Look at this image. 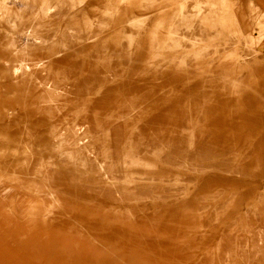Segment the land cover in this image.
<instances>
[{
	"label": "rangeland",
	"instance_id": "1",
	"mask_svg": "<svg viewBox=\"0 0 264 264\" xmlns=\"http://www.w3.org/2000/svg\"><path fill=\"white\" fill-rule=\"evenodd\" d=\"M45 1L14 23L0 10V264H264L262 251L218 256L231 235L242 242L262 227L250 215L264 188V0H59L69 34L53 33L58 20L22 35ZM212 18L239 25L240 38L230 47L215 38L197 54L191 43L207 38ZM245 35L261 40V52ZM24 51L52 72L82 67L60 82L65 110L54 121L97 130L99 157L87 169L55 159L57 202L40 175L10 173L32 155L37 164L48 158L51 143L52 122L35 104L47 81L35 84L20 67ZM101 64L110 74L94 77ZM28 135L31 152L18 141ZM131 152L142 161L124 166ZM111 182L124 188L118 196Z\"/></svg>",
	"mask_w": 264,
	"mask_h": 264
},
{
	"label": "bare ground",
	"instance_id": "2",
	"mask_svg": "<svg viewBox=\"0 0 264 264\" xmlns=\"http://www.w3.org/2000/svg\"><path fill=\"white\" fill-rule=\"evenodd\" d=\"M51 2H53V1H51ZM51 2L46 0L42 4L41 8L39 9V12L36 15L35 19L28 21V22L25 21L22 28H20V32L22 35L28 36L27 31H31V33H32V30H37V29L41 28V26L43 24L49 22V23H52L51 25H53V23H55L58 20H62L61 23L62 24L64 23V25L63 26L59 25V26H56L54 28L51 26V30L53 31V33L55 35H57L63 29L64 30L66 29V35L69 34L67 32L70 30L69 28H71L72 26L71 27L69 26L71 21L69 20L68 12L61 11L60 13H57L56 12L57 8L62 10V6H61L60 1L57 0V2H54V3H51ZM68 2H70V1H68ZM36 3H37V0H22L21 6L16 7L14 5L13 1L7 0L3 5L0 4V10H1V13L4 14V16L6 17L8 22L14 23L15 22V19L13 17L14 15H16L18 18H21L22 20H24L25 13L28 11H33V9L37 7ZM140 20H138V21H140ZM215 20L216 19L212 18V21H214V22L205 27L207 32H208L206 39L205 38H202V39L197 38V39L193 40V43H191L192 46H194L195 48H197L199 50V51H197V54H202L203 52L212 48L211 47L212 46V40L215 38H221V37L226 38L227 39L226 45L229 47L235 45L238 41V38H240L239 35H240L241 31H240L239 25L237 26V28L232 27L233 29H231V26H229V28L224 27V26L218 24L220 22V20L217 23H215L216 22ZM235 22H237V24H238V21H235ZM139 25H142V24H139ZM86 26L88 29H91V27H92L90 24H87ZM233 26H234V24H233ZM172 28H169V29H172ZM100 30L102 31V29H100ZM78 32H80V31H78ZM172 34H174V33H172ZM245 36L246 37H244V44L255 48L256 51L261 52V49H260L261 44H262L261 40L252 38L251 35H249V36L245 35ZM23 39L25 40V38H23ZM64 39H63V41H64ZM193 39H194V37H193ZM31 41H32V39H31ZM93 41H95L94 37L90 38V42H93ZM24 42H26V41H24ZM12 45L15 46L16 48L17 47L19 48V45L16 42L13 43ZM19 54H20V58L18 59V63L21 65L20 67L24 70L25 73L30 74V76H31L30 79H32V81L35 84L41 85L42 83L47 81L46 94L43 95L38 102H35V104L38 105L39 113L46 114L52 122L51 123V129L49 131L51 143L49 144V146H45L49 150L48 158L43 159L41 163L37 164V163H34L33 159L31 158L33 156L32 155L29 159L18 161L19 170L11 171L10 173L18 175L17 177H23V176L34 177L36 175H40L41 180L43 181V184H41V186L48 187V191L45 193L46 196H49L53 202L54 201L57 202V201H60L62 199V194H60L58 190H55L50 186L52 179H55L54 178L55 173H58V170H57L58 163L55 161V159H59L62 163H65L66 165L72 164V165L78 166L80 168H86L87 169L89 166L92 165V162H93L92 159L93 158L98 159V157H99V153L97 152V149L94 148V145H92V138L97 133V130L92 129L90 127V125H86V123H82L81 125H78L77 123L71 122L67 118H64V122H61L60 124L55 123V121H54L65 110L64 107H62L58 104L62 100V98H64V96L61 93L65 92L64 91L65 87L64 88L61 87L60 82L73 79V78L77 77L78 75H80L81 74L80 71L82 70V67L81 68L80 67L69 68L67 71L59 69L55 72H52L50 69L47 70V68H46L47 62L44 59H41L38 55H33L28 51H26V52L24 51V52L19 53ZM51 66H53V65H51ZM19 69L20 68H16V67L13 68L11 70V74L14 75L16 73V71ZM109 70H110V68L107 69L102 64L96 65V68L94 69L93 76L97 77L95 74V71L96 72L100 71L99 74H101V73L103 74V75L101 74L100 77L101 78L105 77V75L107 76L110 74V73H108ZM111 72H113V71H111ZM98 77H99V75H98ZM233 87H234V85H233ZM235 90H236V94H238V95H240L242 92V89L239 90L236 87H235ZM160 91H161V89H160ZM160 91H159V93H160ZM72 92H73V90H72ZM144 97H146V96H144ZM131 98H133V97H131ZM136 98L137 97H135V99ZM137 100H139V99H137ZM145 100H143V101H145ZM143 101H142V103H144ZM139 103H141V101H139ZM124 106H126L125 110L127 108V111H133L134 102L133 101H128V102L125 101ZM120 114H122V113H120ZM121 116H124V114ZM110 117H112V116L110 115ZM183 122H184V120H183ZM94 124L96 125V128H98V129L100 128V126L102 124V121L100 120L99 117H97L96 114H95ZM187 124H189V123H187ZM195 125H196V122H195ZM25 126L29 130V125L27 123L25 124ZM186 126H188V125H186ZM185 128L187 129V127H185ZM209 137H211V136H209ZM35 140L36 139H34L32 136H29V135L26 138L21 136L18 139L19 142L26 144L25 151H27V152L32 151ZM213 144H211V145H213ZM141 161L142 160H141L140 156L138 155V153L131 152L126 156V160L123 163V165L127 166V165H133V164H140ZM147 165L152 166L153 164L148 163ZM112 179H115V178H113V177L109 178V180H112ZM18 182L21 183L22 180H18ZM111 183H112L111 186L110 185H106V186H108L109 190L114 192L115 194H116V192H121L124 189L122 186H120L119 184H116L115 182H111ZM39 189H41L40 185L38 186L37 191H39ZM42 190H41V192H42ZM37 191H36L35 195L37 197L41 198L43 195L38 193ZM261 191H262V193H261L262 197L260 199V208L256 211L253 210L251 215H250V218H251L252 223L257 222V221H259V219H261L262 227L257 229V232H255V233H251V231H250L249 234L247 235V237L243 238L242 242H239L237 240L239 243L237 241H235V239H234L235 237L233 235H231V238L226 243L228 250L224 249L223 247L218 250V256L220 257L221 261L228 262V260L229 261L233 260V257L236 255L238 249H240L241 251H243L245 253L252 252L254 254H257L259 251L264 252V188ZM114 193H112L113 196H114ZM131 194H132L131 192H128V195H131ZM39 201L41 203H43V199L42 200L39 199ZM37 204H38V202H37ZM258 216H259V218H258ZM253 225L254 224H251V226H253ZM227 235H229V234H227ZM247 238H249L248 241L246 240ZM226 256H228V257L226 258ZM221 264H223V263H221Z\"/></svg>",
	"mask_w": 264,
	"mask_h": 264
}]
</instances>
